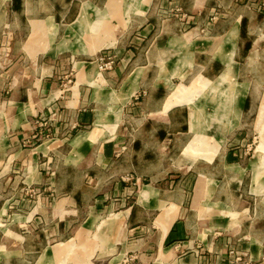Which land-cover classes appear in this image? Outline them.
Segmentation results:
<instances>
[{
    "label": "crops",
    "instance_id": "1",
    "mask_svg": "<svg viewBox=\"0 0 264 264\" xmlns=\"http://www.w3.org/2000/svg\"><path fill=\"white\" fill-rule=\"evenodd\" d=\"M108 2L0 0V240L9 239L8 233L24 242L29 237L62 240L68 234L70 215L76 221L85 210L89 229L105 216L112 221L109 232L119 235L117 241L123 232L119 253L106 264H120L124 254L131 252L137 254V264H229L228 244L235 241L234 236L239 238L235 249L247 256L249 264H264V228H259L257 219L264 208V156L249 160L245 167L241 160L229 166L232 179H239L240 210L247 212L242 224L236 225L240 231L229 236L222 221L215 225L223 230L220 234L199 231V221L191 214L206 218L218 211L223 215L222 209L201 212L208 188L212 196L215 193L214 178L208 176L202 161L206 165L216 161L170 159L171 148L181 150L188 142L189 113L185 106L164 110L170 85L182 83L173 72L181 67L187 51L192 52L194 64L186 80L203 77L206 69L218 78L228 56L237 64V78L241 64H257L263 39L248 35L264 32V4L260 0H150L143 14L126 15L125 6L133 1L123 0V26L111 16ZM97 22L112 29L113 38L106 41L103 33L94 35L91 27ZM114 23L129 31L130 48H118L121 56L114 68L100 72L93 60L112 54L109 49L121 34L112 27ZM51 27L56 33L46 42V50H41L43 44L33 43L40 31ZM96 41L104 46L93 55L82 47ZM65 42L72 47L65 48ZM261 51L264 55V48ZM197 68L201 70L194 73ZM245 78L237 79L248 83L239 121L255 116L256 128L264 85L257 89L253 77ZM135 86L128 100L113 104L120 116L112 131L114 115L107 113L106 96L111 92L126 96ZM261 112L264 120V107ZM126 118L137 123L130 132ZM78 138L80 142L73 144ZM219 165L224 174V162ZM254 165L259 167L258 175ZM247 174L249 185L243 191ZM256 176L258 183L253 181ZM222 184L216 190L217 200H211L228 206L219 198L225 192ZM173 205L177 212L172 218L165 211ZM182 213L187 214L185 220H180ZM10 223H16L19 232L26 231L10 232ZM169 238L172 245L166 247ZM68 242L94 264L97 247L84 243L86 251L74 239L55 246L47 240L35 264H52L54 248ZM23 243L12 242L8 247L0 242V264H23L21 257H29L36 248L30 244L26 249Z\"/></svg>",
    "mask_w": 264,
    "mask_h": 264
},
{
    "label": "rangeland",
    "instance_id": "2",
    "mask_svg": "<svg viewBox=\"0 0 264 264\" xmlns=\"http://www.w3.org/2000/svg\"><path fill=\"white\" fill-rule=\"evenodd\" d=\"M123 0H109L108 5L109 7H112V9H109L112 13L111 16H116L121 21V24L123 26H126V20L122 19V15L124 14V10L122 7ZM133 2L129 6H125V14L128 15L131 11L135 13L143 14L147 10V6L149 4L150 0H132ZM259 1V0H256ZM262 4H264V0H260ZM263 6V5H261ZM104 15V14H103ZM122 26V27H123ZM115 29L120 31L119 40L116 42V46L112 49H109L112 54L114 50L116 51L115 58L116 61L118 58H120L121 53L119 54L118 48L122 49H129L130 48V42H129V31H124L121 26H117L115 23L113 26ZM128 28V27H127ZM126 28V29H127ZM189 29V28H188ZM91 30L93 34H101L103 33L105 35V39L113 38V30L110 29L106 24L97 22L95 25L91 27ZM35 32V31H34ZM43 32V33H42ZM105 32V33H104ZM56 31L51 27L50 30L40 31V35L38 34V38L35 43H41L43 44L42 47L40 46L41 50H46V42L51 41L53 36L55 35ZM195 34V33H193ZM200 34L204 35V30ZM94 37L93 35H91ZM107 36V37H106ZM251 38H261L260 48H259V56L257 58V64L253 66H247L244 64L240 65L239 70V77L236 76V62L233 61V58L231 56L227 57V61L225 62V67L223 71L218 75L219 77H213L212 73L209 69L203 70L202 75H196L191 76V78L187 79V74L191 70V67L194 64L193 54L192 52H186V54L183 56V59L181 60V67L177 70H174V75L178 76L182 83L178 85L171 84L170 85V92L169 97L164 105V110L167 111L171 107L174 106H185L188 109L189 113V119H188V131H189V138L188 142L184 146V151L182 149H172V152L169 154V158L173 159H182L183 161H189V160H197V159H203V160H212L215 159V163L210 164V162L206 165V162L202 161V166L206 167L209 172V177L214 178L213 180V186L214 188V195L212 196V190L211 187L208 188V191L206 193L205 200L202 202V209L201 212L203 213L205 210L209 213V211L214 209H222L221 211L223 213L220 214L218 211H212L210 212L209 216L206 218H202L199 216H195V213L191 214L196 220L199 221V224L197 227L199 231L206 232L207 234H220L223 232L221 231L216 224H220V222H224L222 224V229L229 228V236L236 234L240 231L239 226L242 222L245 220V214H242L243 211H241L242 202H240L239 199V192L236 191L238 188H240V185L238 184L239 179H232L233 177V171L232 168L229 167L233 164H237L239 160L242 161L243 167H245V164L251 160H262V156H264V120H263V113L261 112V109L264 107V98L261 99V105L259 107V113L255 122V127L253 126V121L255 119V116L251 117L249 121H246V119H243L242 121H239L240 112L239 109L241 108V97H243L247 94L248 89V83L246 82H238L241 80L248 79L251 80L253 77L255 81H251L254 86L257 87V89H261L260 85H264V61L260 59H264L263 52L261 49L264 48V32L257 34L251 33L248 35ZM0 33V38H1ZM195 38V35H193L191 38H188L189 41L191 39ZM31 35L29 37L28 44H31L30 42ZM34 40V41H35ZM104 40V39H103ZM45 42V43H42ZM83 42V41H82ZM86 43V42H85ZM90 44L85 45L82 44V47L87 49V52L91 55L95 54L96 50L103 47L104 43L102 41L98 42H89ZM32 44V45H33ZM64 47H72V45H69L67 42L63 43ZM118 51V52H117ZM197 60L198 59V54ZM205 55V54H204ZM252 59V58H251ZM261 60V61H260ZM94 62L95 59L93 60ZM204 61V59H202ZM261 62V64H259ZM197 63H199L197 61ZM116 64V62H115ZM114 64V66H115ZM10 65V64H9ZM15 64H11L10 67H14ZM114 68V67H113ZM184 70L186 72L184 73ZM200 68H197V70H194V73H198L197 71H200ZM164 70L162 71V73ZM153 73V72H152ZM227 74V75H226ZM228 76V77H227ZM207 77V78H206ZM210 78V79H208ZM238 79V80H237ZM133 79H131L132 82ZM184 80L187 81V83L183 82ZM215 80V81H213ZM136 90V86L133 87L129 92H127L126 96H119L116 93H109L105 99L106 102H109V107L107 113H111V115H114V122L112 123V131L116 127V123L119 120V112L120 109H117L113 106L118 102L124 103L126 100L129 99V96H131ZM114 107V108H113ZM186 111V109H185ZM102 117L104 116L101 114ZM256 115V114H255ZM199 117V118H198ZM238 122V124H237ZM247 123V124H246ZM136 121L132 120V118H126V129L127 131H131L132 129L137 127ZM237 126L233 129L232 132H229L235 125ZM198 125V126H197ZM208 127H211L208 128ZM205 130V133L204 131ZM229 132V133H228ZM228 133V134H227ZM227 134V136H226ZM92 138L93 135H85V138ZM226 137V139H225ZM81 139H76L73 144H77L80 142ZM218 155L217 158H215ZM213 159V160H214ZM220 161L224 162L225 170L223 174L222 167L219 163ZM253 170L256 169L257 175L259 172V167L254 165L252 166ZM219 169V178L216 177L217 171ZM225 175V177L223 175ZM249 176L246 175L244 178V190H247L249 185ZM130 178V176L128 177ZM258 177H254L253 181L258 183ZM219 182V184H218ZM254 182V183H255ZM225 184V192L221 191L222 195L219 196L220 200L227 203V205H224L223 203L214 202L211 200V197L213 200H217L218 194L217 189L219 187H222L223 184ZM259 186V185H258ZM137 185L136 190L134 193L138 191ZM27 193V191H24ZM30 195L36 196L35 191L30 190L28 191ZM210 193V194H209ZM225 193V194H224ZM259 201V198H257ZM253 201V200H252ZM254 203V201H253ZM19 204V203H18ZM261 205V204H260ZM262 207V206H261ZM264 207V204H263ZM230 208V210H229ZM239 213L237 217L235 215L233 216L234 212ZM20 210V208H19ZM13 211L17 212V210L13 209ZM166 216L174 217L177 212V207L172 206L166 209ZM19 213V212H18ZM230 214L229 216H226L225 214ZM21 214V213H20ZM88 211H82V215L74 221L71 219H68V234L65 236V238H61L58 236H49L46 239L43 238H36V237H29L25 242L23 240L16 239L13 236L12 233H8L10 236L9 239L0 240L1 243L6 244L8 247H11L12 242H17L18 244L23 243L26 249H29V245L36 247L34 251H37L35 253H31V255L28 256H22V260H24L23 264L25 262L35 264V260L38 258L44 247L46 246L47 240L48 243H50L52 246H55L60 241H67L74 239V243L77 244H84L87 243L91 245L92 247L96 246L97 250L94 254L93 262L94 264H106L108 260L111 258H114L117 256L121 249V245H118V243L122 242L123 232L121 233L120 240L117 241L119 235L116 233H111L109 230L110 228L109 222L112 223L111 219L105 218V216L98 220V223L96 222V225L93 229L90 228V224H88V221L85 220V217L87 216ZM164 216V215H163ZM162 216V217H163ZM203 216V215H202ZM76 217V216H75ZM187 217V214H181L180 220H185ZM198 217V218H197ZM257 219H260L261 222L259 224V228H264V208L260 209L257 213ZM69 218V217H68ZM161 218V217H160ZM192 218V217H191ZM204 219V220H203ZM120 222V221H119ZM114 223V222H113ZM116 223V222H115ZM203 223H205L203 225ZM118 224V223H117ZM8 230L11 232L17 233V226L16 223L13 224H7ZM15 227V229H14ZM55 225L52 224L51 228H54ZM43 229V225L40 227ZM21 231V230H20ZM21 231L19 233L25 232ZM166 231L162 233L161 238L163 239ZM235 240L234 242L238 241V236H234ZM16 240V241H15ZM129 240L132 241V238H129ZM150 240V239H149ZM154 239H151L149 242H153ZM233 241L228 244V252H227V261L229 264H249L247 261V256H244V253L242 251H239L235 249L236 243ZM47 243V244H48ZM69 243V242H68ZM61 243L57 245L54 248V255L52 257L53 263L52 264H90V257L87 255H80L78 254V250H76V247L74 244L71 243ZM166 247L169 245H172V240L167 239ZM84 249L87 251L88 247L87 245H83ZM86 247V248H85ZM63 248V250H62ZM63 252V253H62ZM59 255V256H58ZM56 256V257H55ZM161 256L163 257V253H161ZM169 257V256H168ZM120 264H137L138 262V256L135 252L126 253L121 258ZM169 259V258H164Z\"/></svg>",
    "mask_w": 264,
    "mask_h": 264
},
{
    "label": "built area",
    "instance_id": "3",
    "mask_svg": "<svg viewBox=\"0 0 264 264\" xmlns=\"http://www.w3.org/2000/svg\"><path fill=\"white\" fill-rule=\"evenodd\" d=\"M98 69L100 72L110 71L116 62L115 55H99L96 57Z\"/></svg>",
    "mask_w": 264,
    "mask_h": 264
},
{
    "label": "bare ground",
    "instance_id": "4",
    "mask_svg": "<svg viewBox=\"0 0 264 264\" xmlns=\"http://www.w3.org/2000/svg\"><path fill=\"white\" fill-rule=\"evenodd\" d=\"M105 33V32H104ZM227 75V74H226ZM228 77V76H227ZM199 118V117H198ZM198 126V125H197ZM210 194V193H209ZM204 203V202H203ZM199 216V215H198ZM198 218V217H197ZM198 221V220H197ZM62 250H63V248H62ZM63 253V252H62ZM55 254V253H54ZM59 256V255H58ZM56 257V256H55ZM52 260V259H51Z\"/></svg>",
    "mask_w": 264,
    "mask_h": 264
},
{
    "label": "trees",
    "instance_id": "5",
    "mask_svg": "<svg viewBox=\"0 0 264 264\" xmlns=\"http://www.w3.org/2000/svg\"><path fill=\"white\" fill-rule=\"evenodd\" d=\"M186 82V81H185Z\"/></svg>",
    "mask_w": 264,
    "mask_h": 264
}]
</instances>
